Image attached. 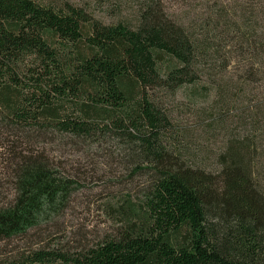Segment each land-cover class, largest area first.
<instances>
[{"label":"trees","instance_id":"obj_1","mask_svg":"<svg viewBox=\"0 0 264 264\" xmlns=\"http://www.w3.org/2000/svg\"><path fill=\"white\" fill-rule=\"evenodd\" d=\"M257 1L212 6L196 34L153 1L131 26L102 24L66 0H0V140L12 145L13 177L11 199L0 204V242L25 236L70 202L75 183L35 151L49 135L112 146L132 175L146 177L138 201L124 202L135 212L118 235L0 264H264V105L247 100L251 123L229 136L208 172L184 160L191 157L177 141L181 130L151 94H175L210 67L213 89L225 97L213 73L234 63L250 89L242 95L251 97L264 81ZM229 107L222 100L213 125L226 123Z\"/></svg>","mask_w":264,"mask_h":264},{"label":"rangeland","instance_id":"obj_2","mask_svg":"<svg viewBox=\"0 0 264 264\" xmlns=\"http://www.w3.org/2000/svg\"><path fill=\"white\" fill-rule=\"evenodd\" d=\"M66 1L82 8L102 24L123 23L131 26L136 24L141 6L153 1L169 20L184 24L196 34L200 33V25L212 6L215 8L222 4V7L216 8L223 10L231 4L238 10L243 4V0ZM249 1L254 4L258 2L247 0ZM229 58L227 56L225 60L221 59L219 64H226ZM238 68L233 63L227 71L219 69L213 73L217 76L214 81L218 80L219 86L226 89V96L222 95V98L217 97L213 89L215 84L210 78V67L201 68V79L196 84L186 86L175 94L170 95L162 90L151 93L170 114L172 123L181 130L177 141L187 147L191 158L186 157L184 160L194 167L215 172L217 156L227 146L229 136L245 133V126L251 123V116L245 105L247 100H253V106L256 103L264 105V81L254 84L251 97L242 95L243 89H250L243 85ZM262 68L264 70V65ZM225 99L230 103L226 123L213 125L215 112ZM236 102L239 105L235 108ZM0 144V204L5 205L13 194V177L8 169L12 145H8L7 141ZM35 151L38 156L45 157L63 178L75 183V191L67 208L59 216L30 230L21 238L0 242V262L35 251L63 250L74 253L90 248L118 235L123 221L134 216L135 209L124 202L127 199L138 201L146 177L132 175L125 161L126 156L112 146L98 145L89 148L69 137L49 135L37 144Z\"/></svg>","mask_w":264,"mask_h":264}]
</instances>
